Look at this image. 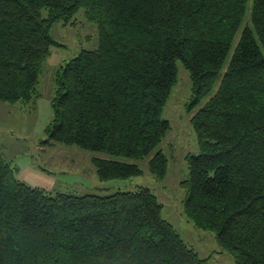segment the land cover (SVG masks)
Here are the masks:
<instances>
[{
	"label": "trees",
	"instance_id": "obj_1",
	"mask_svg": "<svg viewBox=\"0 0 264 264\" xmlns=\"http://www.w3.org/2000/svg\"><path fill=\"white\" fill-rule=\"evenodd\" d=\"M0 0V100L33 107L57 21L83 9L98 45L54 72L49 137L144 158L170 132L165 106L189 70L199 152L188 153L184 212L235 264H264V0ZM237 38V39H236ZM237 40V41H236ZM236 43L234 44V42ZM226 65V66H225ZM225 66V67H224ZM101 179L142 172L94 156ZM157 178L169 158L149 159ZM148 187L52 193L19 180L0 141V264H207Z\"/></svg>",
	"mask_w": 264,
	"mask_h": 264
},
{
	"label": "rangeland",
	"instance_id": "obj_2",
	"mask_svg": "<svg viewBox=\"0 0 264 264\" xmlns=\"http://www.w3.org/2000/svg\"><path fill=\"white\" fill-rule=\"evenodd\" d=\"M74 21V24L57 21L51 28L52 35L62 45H53L44 63L38 87L39 96L34 106L0 100V141L4 145L6 158L15 167L17 178L52 193L111 194L119 190L132 191L148 187L162 203L164 218L174 225L201 257L208 258L207 264H235L233 255L220 246L215 232L195 227L185 214V191L180 187V181L189 175L186 155L199 152L191 118L216 90L222 74L201 103L189 108L188 102L192 96L190 73L178 60V79L163 113V117L170 120L172 128L159 146L144 158L113 155L55 141L46 130L53 117L51 101L55 88L54 72L82 49L96 48L99 40L96 23L85 17L83 9L76 13ZM158 149L163 150L169 158L168 172L163 179L154 176L148 165L150 157ZM94 156L137 162L142 172L127 178L104 180L98 176L93 163Z\"/></svg>",
	"mask_w": 264,
	"mask_h": 264
}]
</instances>
